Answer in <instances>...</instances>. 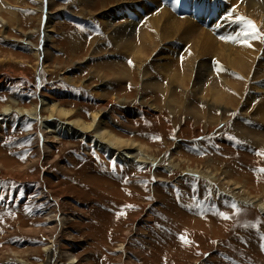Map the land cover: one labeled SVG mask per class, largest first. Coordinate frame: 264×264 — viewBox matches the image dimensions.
Wrapping results in <instances>:
<instances>
[{"label": "rangeland", "instance_id": "rangeland-1", "mask_svg": "<svg viewBox=\"0 0 264 264\" xmlns=\"http://www.w3.org/2000/svg\"><path fill=\"white\" fill-rule=\"evenodd\" d=\"M89 1L0 0V111L12 110L0 114V264H45L52 236L54 264H264V217L235 202L264 200V155L257 154L264 153V74L246 80L203 50L194 61L209 65L201 77L184 60L187 45L166 38L158 58L153 52L135 61L132 54L146 46L138 34L151 33L146 21L134 17L120 50L99 21L122 24L118 15L107 18L122 5L127 15L146 17L157 7ZM194 1L197 8L220 1L225 13L211 19L216 9H209L202 28L216 41L229 37L236 5ZM47 12L54 17L49 42ZM175 14L188 17L182 6ZM256 29L255 41L264 40ZM32 48L41 52L37 60ZM256 60L264 64L260 53ZM42 94L87 122L105 106L106 129L146 160L121 162L102 144L67 137L46 152L37 122L14 111L38 105Z\"/></svg>", "mask_w": 264, "mask_h": 264}, {"label": "bare ground", "instance_id": "bare-ground-1", "mask_svg": "<svg viewBox=\"0 0 264 264\" xmlns=\"http://www.w3.org/2000/svg\"><path fill=\"white\" fill-rule=\"evenodd\" d=\"M84 1L87 2L89 0H84ZM132 1H135V0H96V2L94 3H91L90 1L88 3H91L93 6L100 5L102 7H105L106 4H109V5L111 4L112 6L115 4V6L116 5L120 6V4H130ZM227 1H229L231 5L232 4L236 5V8H233L235 12L231 14L232 17L230 20L232 23V27L231 29H229V31L230 30L231 31L230 32L228 31L229 36H236L238 33L241 32V24L238 22H235V17L237 16L245 17L246 19L251 20L254 23H256V27L260 26L264 29V0H227ZM219 2L214 5L209 4V6H207L202 1L200 4V7L197 8L195 4L196 2L194 0H161V2L158 0H154V1L151 0V4L155 5L159 11L152 12L147 17L143 16V15H146V13L141 14V15L140 13L139 14L133 13V15L129 16L127 15L128 14V12H126L127 10L125 11L124 9H122L123 8L122 7L123 5H122L120 8L116 7L107 16V18L108 17L113 18V16L118 15L119 19H122L123 21L122 24H119V26H113L108 22V20L104 18L101 19L99 23L104 28V31L109 32L110 34L109 38L111 42L117 46L116 48L118 50H120L122 41H125L127 38H130L133 36V33H130V31L132 30H128V27L130 25H135L138 22V20L142 18L146 21L145 25L148 26V29L151 31V33L144 31L138 34V37H142V40L146 46L138 50L136 53L132 54L134 56V59H136L135 61H138V62L143 61L144 58L147 59L148 55L151 56L153 52L155 53V57L158 58V55L161 54L160 51L159 52L157 51L159 49V48L157 49V47L160 46L159 45L160 42H162V40H164L165 38L167 39V42L168 40L170 41V39L172 40L174 39L175 41H178L180 44L182 43L181 44L182 46L187 45L188 53L185 55L184 60L186 64L189 63L188 66H189L190 71L193 70L194 72L197 73V75H199L201 72L200 74L201 77H202V74L203 75L209 74L207 73L208 72L207 67H209V65L205 64L204 62H200V61L195 63L194 61L197 59L199 55L202 56L203 50H209L213 55L218 56V58L221 60V62L225 64V66L227 65L229 69H232L233 71L238 72L239 76L241 75L242 77H245L246 80L249 75L251 76V78L253 77L260 78L264 74V71L261 74V70H264V64H261L260 62L256 60L257 63L255 65L254 61H255V55L257 53H260L262 56H264V40L261 41V38L257 41H255V39H249L247 40V44H250L251 46H246L245 44L234 43L230 40L220 39L216 41L217 39L215 40L213 39L214 37L212 38L211 36L212 34L209 35V32H205L206 31L205 29H204L205 31L203 30L202 28L204 26L203 20L205 17L208 16L210 12L209 9L211 8L216 9L211 19H215V15L218 13L219 9H220L219 11L220 13L222 12L225 13L224 8L222 11V8L220 7ZM49 3L50 2L47 1V4ZM228 5L230 6V4ZM179 6H182L183 10L188 12V17H178L175 14V11L179 9ZM147 8L148 7L146 5H142V10L147 11ZM39 9L42 12H44L41 5H39ZM198 9H200V11H198ZM131 10L134 12L133 9ZM197 13H201V15ZM137 16L139 18L137 22L134 23L137 19L134 17H137ZM192 18H195V22ZM199 19H201V22ZM53 20H54V17H52L50 13L47 12L45 14V21L43 22V29H42L43 38L46 42H49V40L51 39V36L49 35V33L51 32V23L53 22ZM224 20L226 19L224 18ZM199 24L201 26H199ZM214 26H217L220 29H222L223 32H226V29L224 26H223L224 28L222 27L221 22L217 21ZM199 28H202V29H199ZM261 36L264 37V35H261ZM73 47L75 48V46ZM147 51H150V52L146 53ZM29 52H30L29 54L32 57H34L35 60H37L38 55L41 53V52H38V50H34L33 48ZM43 60H44V57H43ZM41 64L43 65L44 63H41ZM140 64L141 63H139L138 65L139 67H141ZM44 68H45V65L43 69ZM122 68H125V67H122ZM121 70H124V69H121ZM226 71H230V70H226ZM129 74L130 72H127L126 75H129ZM231 84H232L233 90H235L236 83H231ZM233 94H237V93L233 92ZM40 97L41 99L39 100L38 105L35 104L26 110L18 108L16 103H13L12 101H10L9 103L17 106V108H15L14 111H16L19 116H27L31 120H35L37 122L38 132L41 135L42 140H43L41 146H42V149L45 150L46 152L50 148L49 145H51L53 148V146H55V144L58 143L59 137H67L71 139L85 140L87 142L93 143L95 144L96 149H99V148L102 149L104 148V146H106L113 153L116 152V155L119 156L118 160H120L121 162H127V160L132 159L131 160L132 162L134 161L136 163H142L143 161L146 160V157H143V156L138 157V156L132 155V153L130 152L132 149L134 150L133 148L134 144L132 141H128L121 137H118L116 134L111 133L109 130L106 129V127L104 126L105 123L101 118V116L106 113V108H104L105 106L101 108L99 111L91 112L89 121L87 122V121L81 120V118L78 115H76L75 111L71 109L62 108L58 106L57 104H55L54 102H52L51 101L52 99H49L50 97L47 94H42ZM231 101L232 103H235L236 98L233 97ZM234 106H236V104ZM106 107H107V104H106ZM10 108H11L10 105H8L7 107H3L2 110L0 111V114L2 115L9 114L12 111ZM259 110L260 109H258L257 111ZM42 112H46V115L43 116V114H41ZM241 133L245 134V132L244 133L241 132ZM89 134H91L92 136ZM49 137L53 138V140L50 142L48 141ZM101 144L104 146H100ZM137 148H140V147H138L137 145ZM113 153H111V155H113ZM200 176L201 175H199V177ZM239 199L240 200L235 201L236 204H242V205L254 208L256 211L259 212L260 215L264 217V200L262 201V200L255 199L252 197L239 198ZM57 224L59 225V223ZM52 238L53 239H50L48 246L43 249L46 255L45 264H54V259H55L56 250H57V247H56L57 237L52 236ZM123 249L124 248L122 244H120L119 250H123ZM63 254H66V253L63 252ZM69 256L72 257L71 254ZM73 263H74L73 260L70 259V261H68L67 264H73Z\"/></svg>", "mask_w": 264, "mask_h": 264}, {"label": "snow or ice", "instance_id": "snow-or-ice-1", "mask_svg": "<svg viewBox=\"0 0 264 264\" xmlns=\"http://www.w3.org/2000/svg\"><path fill=\"white\" fill-rule=\"evenodd\" d=\"M228 16H231V13L228 14ZM235 22H238L241 24V32L238 33L236 36H229V37H223L221 36L220 39L222 40H230L234 43H242L245 44L246 46H251L250 44H247V40L249 39H258L260 34L258 30L256 29V26L253 21L246 19L245 17L242 16H237L235 17ZM131 64V61H129ZM258 155H264V153H257ZM23 158V157H21ZM260 172H264V169H259ZM211 196V193H209V197ZM231 208L236 210L237 212L239 211L237 208V205L235 203H232ZM126 207H133L131 205H128ZM218 215H220L222 218L228 219L229 217L224 214V213H219L217 212ZM119 215V214H118ZM180 239L182 241L188 242L185 240L184 236H181ZM264 239V237H262ZM262 250H264V245L261 246Z\"/></svg>", "mask_w": 264, "mask_h": 264}]
</instances>
